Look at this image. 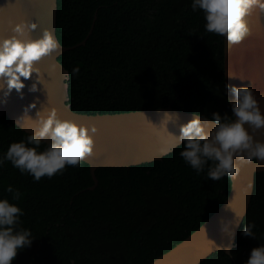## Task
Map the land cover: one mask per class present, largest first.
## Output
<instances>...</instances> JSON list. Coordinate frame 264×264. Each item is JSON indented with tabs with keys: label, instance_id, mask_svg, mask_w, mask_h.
Returning <instances> with one entry per match:
<instances>
[{
	"label": "trees",
	"instance_id": "1",
	"mask_svg": "<svg viewBox=\"0 0 264 264\" xmlns=\"http://www.w3.org/2000/svg\"><path fill=\"white\" fill-rule=\"evenodd\" d=\"M192 0H58L57 34L69 70V103L88 114L174 108L208 115L231 113L225 93L224 38L205 30ZM96 17V19H95ZM94 23L91 34L89 31ZM193 33V34H192ZM80 67L78 78L71 69ZM28 132L0 115V154ZM177 146L161 160L100 167L66 166L52 178L0 168V197L13 185L22 195L23 226L37 237L12 264H150L202 225L226 200L231 178L197 175ZM252 220L264 237V172L236 245L200 264H244L260 241L241 235Z\"/></svg>",
	"mask_w": 264,
	"mask_h": 264
},
{
	"label": "water",
	"instance_id": "2",
	"mask_svg": "<svg viewBox=\"0 0 264 264\" xmlns=\"http://www.w3.org/2000/svg\"><path fill=\"white\" fill-rule=\"evenodd\" d=\"M58 0H0V43L13 35L20 39H38L45 28L51 30L59 47L50 55L34 62L37 73L25 79L21 92L15 89L5 96L7 84L0 78V115H6L22 130L33 131L38 125L39 115H47L56 108L61 119H68L89 127L93 135V153L85 157L91 167L92 176L98 183L96 170L100 167H125L161 160L178 144L180 125L189 121L195 112L164 106L115 113H81L69 103L70 72L59 60L61 54L79 45H63L57 34ZM96 19V17H95ZM250 32L238 44H228L224 39V74L229 85H250L264 111V11L255 8L245 17ZM35 22L37 28L15 33L13 27L20 22ZM94 23L89 31L92 33ZM68 70V77L64 76ZM33 83L36 91H30ZM228 99L233 98L231 92ZM34 108L25 111L30 104ZM97 132L91 133L92 125ZM211 121H209V126ZM264 139V134L257 133ZM240 172L233 180L230 192L223 204L202 225L172 249L155 258L150 264H200L216 251L236 245L240 227L248 213L255 188V176L264 172V162H240Z\"/></svg>",
	"mask_w": 264,
	"mask_h": 264
},
{
	"label": "clouds",
	"instance_id": "3",
	"mask_svg": "<svg viewBox=\"0 0 264 264\" xmlns=\"http://www.w3.org/2000/svg\"><path fill=\"white\" fill-rule=\"evenodd\" d=\"M193 11L202 10L206 21L204 28L209 33L223 37L228 44H238L250 32L245 17L255 8L264 11V0H192ZM37 24L33 21L16 23L15 33L25 34L26 30H34ZM193 34V33H192ZM59 47L58 40L51 30L45 28L38 39H20L13 35L0 43V78L7 84L5 96L13 89L17 92L25 87L21 77L28 79L39 68L34 62L45 55H50ZM80 67L71 69V77L78 78ZM68 70L64 69L67 78ZM225 93L231 92L229 99L231 113L214 111L208 115L194 113L193 117L180 125L178 144L183 148L179 155L197 175L206 173L205 179L220 181L224 177L235 180L240 172V162H264V139L257 138V133L264 134V111L255 90L250 85L224 84ZM33 83L30 91H36ZM22 94V92H21ZM35 103L25 108H34ZM209 121L211 125L209 126ZM91 133L97 132L92 125ZM94 149L93 135L89 127L75 121L61 119L56 108L48 114L39 115L38 125L21 140L11 142L7 150L0 154V168L10 161L21 174L31 175L33 182L42 177L52 178L63 174L66 166L78 167L85 157ZM5 191L11 194L0 197V264H12L19 251L31 247L37 238L31 229L23 226L22 207L17 203L21 199V191L8 185ZM254 221L244 224L241 235L260 241L258 246L250 250L249 258L244 264H264V237L258 236ZM231 256V248L224 249Z\"/></svg>",
	"mask_w": 264,
	"mask_h": 264
}]
</instances>
